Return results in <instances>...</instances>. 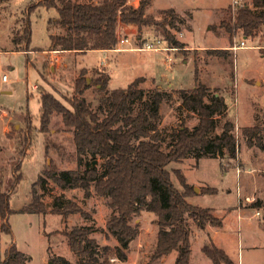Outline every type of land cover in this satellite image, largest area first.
Here are the masks:
<instances>
[{"label": "rangeland", "instance_id": "1", "mask_svg": "<svg viewBox=\"0 0 264 264\" xmlns=\"http://www.w3.org/2000/svg\"><path fill=\"white\" fill-rule=\"evenodd\" d=\"M71 1L100 3L103 0ZM231 1L150 0L147 14L161 18L164 10L172 7L178 15L177 27L167 25V28L183 46L174 45L177 49L170 50L168 57L166 52L136 49L147 40L166 39L163 29L156 25L141 29L136 24L120 25L118 36L129 41L118 46L126 50L52 51L50 34H64L67 27L51 22L58 16V10L50 5V0H0V169L4 173V189L10 194L12 208L19 209L32 199L34 184L42 178L34 189L47 204V211L43 213L9 214L12 232L0 235V260L16 244L27 256V264L76 263L80 257L70 248L63 231L80 226H90V236L101 245L118 243L107 228L115 209L106 196L98 195L93 185L90 195H86L83 186L63 187L44 173L52 162L58 174L66 170L84 174L91 161L100 174L105 171L103 157L77 153L74 128L64 124L61 114L53 113L47 131L40 129V89L53 92L70 106L67 98L74 92V81L86 68L89 76L97 74L94 70L110 74L108 90L126 87L144 75L146 79L140 86L159 85L168 92L160 105L165 151L171 148L177 130L192 129L199 121L198 114L183 105L181 88L194 87L198 78L209 87L210 93L218 92L225 97L228 110L217 115L213 134L222 132L225 120H233L236 156L231 157L226 151L217 157L197 158L192 154L182 162L169 165L170 169H180L194 189L198 187L188 200L213 208L222 220L221 226L210 229L216 234L215 241L212 234L186 214L192 243L190 264H214L202 250L209 236L226 250L235 264H264V28L254 37L238 31L231 39L230 32L221 23L230 13L234 14ZM28 19L32 35L27 48L24 42L16 41V36L23 32ZM242 39L246 47L231 48ZM210 49L220 50L208 52ZM4 73L8 75L5 81L2 80ZM100 95L95 84L80 94L93 110H98ZM255 123L261 128L260 140L253 138L250 144L242 129ZM18 160L22 161L23 178L13 187L17 175L14 166ZM172 179L176 186L183 188L176 174H172ZM209 186L217 191L204 192ZM69 201L78 203L85 214L52 212L55 204L65 205ZM256 209L261 215L255 214ZM131 223L139 233L129 244L128 257L111 259L115 264H148L157 240V215L142 210L134 215ZM176 256L177 251H173L167 259L160 258L153 264H174Z\"/></svg>", "mask_w": 264, "mask_h": 264}, {"label": "trees", "instance_id": "2", "mask_svg": "<svg viewBox=\"0 0 264 264\" xmlns=\"http://www.w3.org/2000/svg\"><path fill=\"white\" fill-rule=\"evenodd\" d=\"M150 0H140L138 6L128 4L126 0H103L100 3L73 2L71 0H50L58 10L55 24L67 27L64 34H50V50H76L87 52L91 49H114L118 44L119 23L143 26L156 25L163 29L169 45L183 46L168 30L177 27L178 15L174 8H166L165 15L157 18L146 13ZM29 7V10H31ZM231 9V8H230ZM230 32V38L241 31L244 36H256L264 28V0H252L251 4L240 6L228 19L222 20ZM32 28L30 20L25 23L23 32L16 36V41L24 42L27 48L31 42ZM21 49V48H18ZM22 50V49H21ZM212 50L220 49H210ZM97 74L88 75L83 68L74 81V92L67 98L65 105L53 92L40 89V129L47 131L53 113L62 115L65 125L74 128V141L78 154L101 156L105 159L103 174L93 166L80 174L76 170L57 173L52 162L44 169L50 178L63 187L83 186L86 195H90V187L100 196L108 198L109 205L115 209L107 221V228L115 236L118 243L101 245L90 236V226L74 227L64 230L70 248L80 259L68 264H115L112 257L125 260L128 247L139 229L131 221L134 215L142 210L157 215V240L155 249L148 264H153L165 255L177 251L175 264H190L192 243L190 231L186 225L188 214L196 224L204 229L208 225L220 226L222 220L213 212V208L191 203L188 198L195 195L194 186L187 182L180 169H170L173 162L179 163L192 154L217 157L228 152L237 154V136L235 123L225 120L223 130L214 136L217 115L228 110L225 97L218 92L210 93L209 87L197 78L192 88H181L179 93L186 109L196 112L199 121L192 128L181 127L177 130L174 142L168 151L162 149V133L160 129V105L167 91L159 85L153 88L140 86L146 76L141 75L126 87L108 90L110 74L94 70ZM91 80V83L90 81ZM155 80V78H153ZM92 84L101 92L98 110H93L83 94ZM260 125L255 123L242 129L250 144L253 138L259 142ZM26 139V135L23 136ZM48 147V146H47ZM22 161L18 160L14 168L17 171L13 187L23 178ZM176 174L183 186L180 189L172 179ZM34 184L32 199L21 208L14 209L10 203V194L4 189V173L0 169V235L12 232L8 220L9 214L21 211L43 213L47 204L37 194ZM215 187H207L204 192H216ZM52 212L68 215L84 209L76 202L65 205L55 204ZM202 250L212 259L214 264H235L226 250L217 245L209 236ZM27 256L12 244L0 264H27Z\"/></svg>", "mask_w": 264, "mask_h": 264}, {"label": "built area", "instance_id": "3", "mask_svg": "<svg viewBox=\"0 0 264 264\" xmlns=\"http://www.w3.org/2000/svg\"><path fill=\"white\" fill-rule=\"evenodd\" d=\"M250 2H252V0H232L231 1V8H233V10L235 12L238 7L248 5V4L250 5L251 4ZM128 41H129V39L126 37H120L119 36V38H118V44L126 43ZM118 44L112 50L122 51V50L127 49L125 47L118 46ZM246 46H247L246 41L244 39H242L239 44H235V45L231 46V48L234 50H237L239 48L246 47ZM128 49H135V48H128ZM136 49L166 52V55L169 57L168 52L170 50H174L177 48L174 45H169L164 39L156 37L154 39L145 41L142 47H138ZM7 79H8V75L6 73L2 74V80L5 81ZM255 214L257 216H259V215H261V211L256 210Z\"/></svg>", "mask_w": 264, "mask_h": 264}, {"label": "crops", "instance_id": "4", "mask_svg": "<svg viewBox=\"0 0 264 264\" xmlns=\"http://www.w3.org/2000/svg\"><path fill=\"white\" fill-rule=\"evenodd\" d=\"M136 3V4H135ZM128 4H131V5H134V6H138V0H128ZM120 25H125V26H130V25H133V24H125V23H119L118 27ZM93 50H96V51H106V50H112V49H91V50H88V51H93ZM66 51V50H65ZM52 52V51H51ZM36 86V85H35ZM257 210V209H256ZM214 212V211H213ZM221 226V225H220ZM213 228H218V226H213V225H208L206 228H204L203 230L208 232V234H212V232L210 231V229L212 230ZM264 229V228H262ZM213 235V239L216 241L217 239L215 238V235L216 234H212ZM168 255H165L164 257H162V259H167ZM163 262V261H162ZM175 264V263H174Z\"/></svg>", "mask_w": 264, "mask_h": 264}, {"label": "water", "instance_id": "5", "mask_svg": "<svg viewBox=\"0 0 264 264\" xmlns=\"http://www.w3.org/2000/svg\"><path fill=\"white\" fill-rule=\"evenodd\" d=\"M90 81V80H89ZM196 190H198V187H195Z\"/></svg>", "mask_w": 264, "mask_h": 264}]
</instances>
